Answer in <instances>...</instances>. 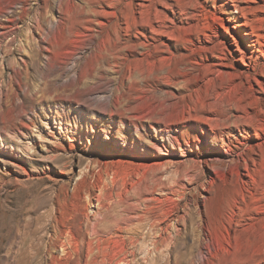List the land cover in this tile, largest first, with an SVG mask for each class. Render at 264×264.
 <instances>
[{
    "label": "bare ground",
    "instance_id": "6f19581e",
    "mask_svg": "<svg viewBox=\"0 0 264 264\" xmlns=\"http://www.w3.org/2000/svg\"><path fill=\"white\" fill-rule=\"evenodd\" d=\"M5 1L0 0V11L6 12L4 17L0 13V35L12 34L14 26L23 21L20 12L25 14L31 8V0L8 1L10 6H4ZM33 1L39 6L35 10L33 23L38 35L27 36L25 41L20 39L15 48L24 56L21 58L23 63L13 68L21 90H13L9 97V105L14 112L12 123L15 126L19 123L26 132H30L39 118L43 126L46 124L45 128L52 139L47 136L43 138L51 142L53 138L65 136L69 140L78 139L80 128L90 124L94 130L97 126L94 118L98 117L105 124L102 129L105 135L109 133L108 137L110 134L117 137L115 143L121 139L126 146H144L147 150L159 153L163 152L162 146H169L182 156H190L193 165L205 163L211 170L210 178L206 177L202 182L201 191L195 198L197 216L191 222L194 225L193 244L188 253L182 255L184 260L188 264H205L207 253H210L214 258L223 255L222 261L217 262L218 259L213 258L210 263L264 264V86L257 77L259 68L264 71V0H177V5L172 0ZM17 4H21V9L10 11ZM158 4L174 9L173 17L168 16ZM15 9L17 8L13 10ZM27 18L28 16L25 19ZM226 20L231 25H227ZM218 24L225 27V38L221 36ZM230 26L235 27V30ZM75 44L81 48L71 47ZM35 46L38 57H41L40 64L42 61L48 71L59 79L66 73L67 67L52 59L51 54L54 55L56 51L82 53L73 65L78 76L62 83V90L67 94L63 97L64 100H60L62 105L55 103L57 108L51 107L50 112H45L42 107L40 112V108L38 110L34 105L36 100L22 95V92L25 93L24 89L30 91L31 96L38 93L29 80V65L36 60ZM200 50L206 53L201 60L197 57ZM238 54H241L244 65L236 63ZM86 56H91V59L83 66V58ZM73 57H69V60ZM233 76L239 77L234 85L228 81ZM253 77L258 82L259 89L252 83ZM220 78L226 81L222 79L223 82L219 83ZM102 81L114 84V89L109 90L111 99L100 101V104L88 112L84 109L90 103L86 97L95 91L104 93L101 90L103 86L100 85ZM227 87L238 91V95H230L231 101L226 100ZM255 90L261 92V95L256 94ZM74 103H77L79 109H76ZM27 108L30 110L27 111ZM42 116L53 117L59 131L50 122L43 120ZM252 131L257 139L255 144L251 141ZM117 148L120 147L117 145ZM58 150V147L56 149L47 145L43 148L42 156L53 162L51 152ZM29 153L26 149L18 148L12 156L20 162L13 161L12 164L23 168L22 163L26 162ZM45 164L50 169V163ZM23 170L27 177L29 172L27 169ZM55 175L47 176L55 181L62 176L61 173ZM220 179L232 184L230 189L233 194L241 196L246 205L256 212L252 213L250 221L245 219L247 222L242 224L238 220V207L233 206L232 197L220 204L221 213L211 221L208 204L213 186ZM75 188L79 192L73 193L76 197L82 196V191L88 195L91 193L88 181L83 190L80 183ZM99 198L95 205L97 211L94 210L97 214H93L96 218L98 213L103 214V217H98L103 218L102 222L106 221L102 223L97 218L95 225L90 226L92 235L96 237L99 235V223L105 226L114 210L106 204L101 206L103 201ZM89 213H85L84 221L90 220ZM119 213L121 212L118 211ZM121 214L112 217V230L115 228L114 230L124 232L132 225L130 219ZM135 215L141 221L147 219L145 213ZM72 216L70 223L68 222L70 234L66 236L64 244V251L69 254L75 252L73 240L81 241L83 235L78 236V230L75 233V229L81 224H76L78 216ZM55 226L54 235H58L59 225ZM152 227L157 228V223L154 222ZM184 227H187L186 224ZM128 236L133 239L131 234ZM102 237L104 238L101 235L95 239L105 242L106 238ZM82 238L87 240L84 235ZM87 242L91 246L90 239ZM33 248L34 251L36 248ZM34 252L35 254L32 251L23 254L28 257L25 258L26 262L37 254ZM91 252L86 256L85 264L92 263L89 259ZM72 255H68V258ZM46 261V264H59L55 258Z\"/></svg>",
    "mask_w": 264,
    "mask_h": 264
},
{
    "label": "rangeland",
    "instance_id": "374dc122",
    "mask_svg": "<svg viewBox=\"0 0 264 264\" xmlns=\"http://www.w3.org/2000/svg\"><path fill=\"white\" fill-rule=\"evenodd\" d=\"M8 1L12 0H6L4 6H10ZM135 1L140 2L142 0ZM172 1L177 5V0ZM30 2L32 9L29 8L25 14L20 12L23 15V21L20 25L14 26L13 33L0 35V264H38L39 262V264H46V259L49 260L51 258H55L59 264H65V262L66 264H72V262L74 264L77 261L76 264H85L86 256L91 251V258L89 259L92 263L90 264H188L183 256L188 253L193 244L194 225L192 223L197 216L195 198L201 191L202 182L206 177L210 178L211 170L209 166L207 167L205 163L193 165L191 164L192 159L190 156H182L181 153L176 152L174 148L169 146H162L163 152L159 153L158 151L147 150V147L144 146H132L131 144L126 146L121 139H118L120 144L115 143L117 137L112 134L108 137V132L105 135L102 130L105 124L98 117L94 118V124L95 126L97 125L94 130L90 124L83 125L82 128L79 125L82 134L79 132L78 139L72 138L69 140V137L65 136L60 139L53 138L55 141L51 142L43 138V136H47L52 139L45 128L46 124L43 126L42 120L39 118L36 125H33V131L30 130V132H26L19 123L17 126L13 124L14 112L9 105V97L14 92L13 90H21L20 84L16 81L17 77L14 75L13 68L23 63L21 58L24 56L21 51H17L15 48L20 43V39L25 41L27 36L37 37L38 35L33 23H35L36 11L39 6L33 0ZM15 6L10 11L21 9V4ZM34 6L35 8H33ZM158 7L162 10L164 9L163 11L168 16L173 17L174 9L161 4H158ZM14 8L17 9L13 10ZM1 14V17H4L6 12ZM27 16L28 18L25 19ZM226 21L227 25H231L229 20ZM218 25L217 28L221 36L225 38L223 36L226 31L224 30L225 27ZM230 28L235 30L233 26H230ZM76 46V44L71 45V47ZM78 48H81V46L79 45ZM34 50L36 60L29 65V80L33 89L35 88L38 93H35L36 96L34 93L31 96L30 91L24 89L25 93L22 92V95H26L27 99L36 100L34 105H36L38 110L42 107L45 112H50L51 107L57 108L56 104L62 105L60 100H64L63 97L67 94L62 90V83L78 76L79 73L74 69L73 65L81 57L82 53L73 51L72 54V52L61 53L56 51V54H51L52 59L67 67L66 73L59 79L48 71L47 66L42 61L40 64L41 57H38L36 46ZM200 51L197 52V57L201 60V57L206 56V53L205 51ZM70 55L72 57L74 55L71 60H69ZM237 58L236 63L244 65L241 60V54H238ZM90 59L91 56L83 58V66H86ZM262 73L264 74V71L259 68L257 77L264 86V75ZM222 79H219V83L223 82V80L226 81ZM238 79V76L237 78L233 76L228 81L234 85L238 82ZM251 81L259 89V84L254 77ZM103 82H100V85L102 84L101 90H104V93L95 91L86 97V100H89L90 103H88V106H84V109L88 110V112L100 104V101L111 99L109 90L114 89L115 86L111 82ZM119 84L121 85V80ZM249 84L248 82L247 85L249 86ZM227 88L228 96L226 100L231 101V96L238 95V91H232L231 88ZM257 93L261 95V92L256 91ZM74 106L79 109L77 108V103H74ZM29 110L27 108V111ZM39 111L42 112L41 108ZM45 112L43 113L45 114ZM77 112L80 115L79 111ZM88 112L85 111V113ZM42 119L50 122V125L59 131L55 127L53 117L42 116ZM73 125V128L76 129L75 124ZM251 134L252 144H255L257 139L253 131ZM43 143H47L48 146L51 145L56 149L58 147V152H51L54 160H56H52L54 163L42 156L44 154L43 148L47 146ZM117 145L120 148H117ZM18 148L26 149V152L30 151L26 162H21L24 165L23 168L12 164L13 161H19L12 156L18 151ZM123 150L124 152H122ZM47 162L50 163V169L46 167L45 163ZM23 169H27L29 172L27 177ZM55 173H61L62 175L57 177L56 181L47 176L52 174L55 177ZM87 181L91 188L90 195L82 191L80 192L82 196L76 197L73 193L79 192L74 190L76 189L75 187L80 183V187L83 190ZM230 187H232V184H227L222 179L214 184L211 200L208 204L210 219L213 222L215 216L221 213L220 204L232 197L233 206L238 207V220H241V223L244 224L243 222H247L245 219L250 221L252 213L256 212L246 205L241 196H235ZM100 195H102V198H99ZM97 197L103 201L101 206L106 204L109 207L111 206L112 208L110 209H114L113 211H117V214L113 211L112 213L110 212L111 222L115 216L121 213L123 217L130 219L132 225L129 226L130 228L128 227V233L118 229L114 230L115 228L112 230L111 227L113 225L110 221L106 222L108 226H104L101 224L103 214L98 213V221L100 218L98 216H102L100 225H98L99 235L97 237L92 235L91 227L97 222L96 215H94L97 214V212H94ZM76 198L79 204L75 201ZM88 211L91 218L88 221L85 220V222L83 218ZM118 211L121 213L118 214ZM232 211L233 209H231L230 214H232ZM137 213H145L147 219L141 221L140 217L135 215ZM72 215L78 216L76 224H81L78 226L79 228L75 229V233L78 230V236L83 234L87 240L90 239L91 246L95 245L92 249L96 247L94 251L92 249L89 251L91 246L86 239L82 238L83 235L81 236V241L73 240L74 254L64 251L66 236L70 234L69 223L73 217ZM79 217L81 220H79ZM148 217L151 218L148 219ZM92 218H95L94 220L96 221ZM89 221L90 223L94 221V223L90 224ZM105 221L102 223H105ZM154 222L157 223V228L152 227ZM185 224L187 227H184ZM55 225H59L58 235H54ZM129 234L133 236L132 240L129 238ZM101 235L104 236V238L102 237L103 239L106 238L105 242L95 239ZM159 242L162 243L159 245ZM31 247L38 255H34L36 257L33 256L32 260H27L26 262L25 258L28 259V257L23 254H29L31 251L33 252L32 254H35ZM68 255H72V257L68 258ZM207 255L208 258H205V264H217L210 263L214 257L210 253H207ZM214 259H218L217 262L222 261L223 255Z\"/></svg>",
    "mask_w": 264,
    "mask_h": 264
}]
</instances>
